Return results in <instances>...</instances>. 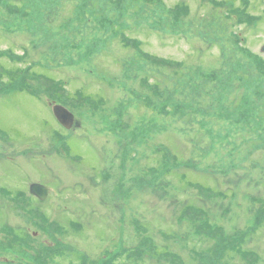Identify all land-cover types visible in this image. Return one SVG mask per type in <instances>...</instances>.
<instances>
[{
    "label": "rangeland",
    "instance_id": "374dc122",
    "mask_svg": "<svg viewBox=\"0 0 264 264\" xmlns=\"http://www.w3.org/2000/svg\"><path fill=\"white\" fill-rule=\"evenodd\" d=\"M263 49L264 0H0V182L50 190L0 264H264Z\"/></svg>",
    "mask_w": 264,
    "mask_h": 264
},
{
    "label": "flooded vegetation",
    "instance_id": "af4514ba",
    "mask_svg": "<svg viewBox=\"0 0 264 264\" xmlns=\"http://www.w3.org/2000/svg\"><path fill=\"white\" fill-rule=\"evenodd\" d=\"M23 88H17L15 92H24ZM35 96V95H34ZM23 157V155H22ZM10 180L5 181L4 183L0 182V210L7 209L11 210L13 207L24 210V216L30 215V210L37 211L38 216L40 215L39 211L43 209L40 204H43L48 196L41 198L39 195L34 194L31 191V186L36 183L35 180L29 181V174L26 172L24 178L19 179L15 185L9 183ZM34 182V183H33ZM50 194V190H49ZM38 201V207H35L33 204L34 199ZM30 219V218H29ZM35 235V231L33 232V236ZM22 236V235H21ZM36 236V235H35ZM34 236V237H35Z\"/></svg>",
    "mask_w": 264,
    "mask_h": 264
},
{
    "label": "water",
    "instance_id": "95a60500",
    "mask_svg": "<svg viewBox=\"0 0 264 264\" xmlns=\"http://www.w3.org/2000/svg\"><path fill=\"white\" fill-rule=\"evenodd\" d=\"M264 50V49H263ZM53 112L57 120L67 129H71L75 124V114L66 106L55 103L53 105ZM31 191L34 194L39 195L41 198H44L48 195V189L45 186L40 184H33L31 186Z\"/></svg>",
    "mask_w": 264,
    "mask_h": 264
},
{
    "label": "trees",
    "instance_id": "16d2710c",
    "mask_svg": "<svg viewBox=\"0 0 264 264\" xmlns=\"http://www.w3.org/2000/svg\"><path fill=\"white\" fill-rule=\"evenodd\" d=\"M259 59V58H258ZM260 60V59H259ZM260 61H264V60H260ZM13 74V73H12ZM14 76V75H12ZM17 88H23L25 90V86L24 85H21V86H18V87H13L14 90H16ZM7 239V240H6ZM2 240H6L5 242H7L8 240L10 241V239L5 235ZM11 244V242H10ZM109 264H113V263H109Z\"/></svg>",
    "mask_w": 264,
    "mask_h": 264
},
{
    "label": "bare ground",
    "instance_id": "6f19581e",
    "mask_svg": "<svg viewBox=\"0 0 264 264\" xmlns=\"http://www.w3.org/2000/svg\"><path fill=\"white\" fill-rule=\"evenodd\" d=\"M48 192H49V190H48Z\"/></svg>",
    "mask_w": 264,
    "mask_h": 264
}]
</instances>
